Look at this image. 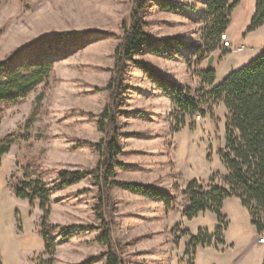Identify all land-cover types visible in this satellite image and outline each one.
<instances>
[{"label": "rangeland", "instance_id": "rangeland-1", "mask_svg": "<svg viewBox=\"0 0 264 264\" xmlns=\"http://www.w3.org/2000/svg\"><path fill=\"white\" fill-rule=\"evenodd\" d=\"M162 1L176 5L172 0ZM241 1L224 36L231 45L244 46L245 51L234 55L221 41L212 54L215 57L212 69L218 71L220 83L232 71L254 60L264 46V27L243 39L254 17L255 0ZM133 12V0L0 2V62L41 37L61 33L86 35L85 41L72 47L68 55L52 57L54 80L35 87L17 105L2 109L0 139L12 133L18 136L2 159L0 169L3 264H46L49 258L38 248L37 236L32 235L39 229L36 223L42 214L39 202L30 206L28 201L16 197L14 188L17 183L34 179H41L53 188L58 184L59 171L90 175L76 185L51 191V225L83 228L69 239L60 234L53 236L56 243L53 264H85L92 258L96 259L89 264H105L99 256L106 247L96 242L101 235L100 217L111 226L115 250L124 264L264 263V245L258 244L256 228L238 199L226 200L221 211L227 224L223 244L213 239L219 226L216 215L200 214L192 221L184 217L189 204L182 192L188 181L196 177L207 185L215 175V183L220 184L226 174L218 152L225 147L227 110L218 104L212 116L187 117L186 127L175 136L171 114L162 115L158 111L163 103L150 92L153 81L136 64H128L124 76L126 88L117 118L122 151L118 162L123 167L116 169L114 180L154 185L174 195L177 204L170 211L121 188H111L105 196L94 173L101 160L94 146L104 139L97 122L110 103L106 88L115 73V52L123 42V27L130 26ZM183 12L181 6L179 10L168 11L157 0L153 1L143 15L147 34L157 41L181 39L200 43L201 21ZM173 46L176 51L167 54L154 55L145 50L133 58L178 85L182 82L191 85V78L200 77L208 59L196 65V59L191 58L190 65L185 66L183 62L191 54ZM42 93V105L35 111L36 99ZM33 114L35 119L27 127ZM15 210L21 215H16ZM15 217L24 223H21L23 232L16 229L17 241L13 242ZM24 225L28 239L24 238ZM201 231L213 239V244L191 248ZM25 240L34 249L33 255L27 257V248L22 246L26 245Z\"/></svg>", "mask_w": 264, "mask_h": 264}, {"label": "trees", "instance_id": "trees-1", "mask_svg": "<svg viewBox=\"0 0 264 264\" xmlns=\"http://www.w3.org/2000/svg\"><path fill=\"white\" fill-rule=\"evenodd\" d=\"M153 1L156 0H133L134 12L130 26L123 27V42L115 52V73L106 88L111 96L110 103L100 114L97 122L98 131L104 139L94 146L101 156L98 168L94 172L97 175L96 178L104 188L105 196L111 188H121L153 201H163L170 211L174 210L177 204V198L174 195L154 185L114 180L116 169L123 167L118 162L122 151L118 144L117 118L126 88L124 76L127 65L136 64L165 94L171 96L173 111L170 118L174 133H179L186 127L187 117L212 116L213 108L218 104H223L228 113L224 127L225 147L218 152L226 174L220 184L215 183V175L207 185L198 180L187 183L182 192L189 204L184 217L192 221L200 214L216 215L219 226L213 239L218 244H223L227 224L221 211L226 200L235 198L249 213L251 223L256 228L259 238L264 237V46L254 60L232 71L218 85L215 84V71L206 68L200 73L202 82L200 89L178 85L147 65L137 62L133 56L145 50L154 55L167 54L168 51H176L173 45H177L179 49L191 54V57L187 59L188 65H190L191 58L196 59V65L203 63L220 45L221 36L228 30L232 14L240 6V1L207 0V10L201 18L202 29L199 44L181 39L157 41L151 38L146 32L147 24L143 20V15ZM157 3L168 11L179 10V6L165 3L162 0H157ZM262 27H264V0H255L254 17L247 33L256 32ZM85 39L86 35L75 33L41 37L13 51L1 61L0 119L5 106L17 105L26 99L35 87L42 83L46 84L50 79L54 80L52 57L68 55L72 47H78V44ZM42 101L43 93L36 99L35 111L41 107ZM34 119L35 114L28 119L27 127L32 125ZM17 140L18 136L15 133L0 139V169L2 159L9 154ZM89 175V172L59 171L58 184L53 188L41 179L15 185L14 191L18 199L28 201L30 206L39 202L42 212L39 235L44 242V253L49 258L46 264H53L55 261L56 243L53 238L55 234L62 235L63 239H69L83 229L80 226L51 225V191L54 188L65 189L76 185ZM99 220L102 221L101 235L96 242L106 247V251L99 256V259L105 260V264H124L115 250L111 226L104 222L102 217ZM17 225L18 231L22 232L19 217H17ZM213 239L201 231L198 238L193 239L190 247L194 245L210 247ZM95 259L92 258L89 263ZM0 264H3L1 249Z\"/></svg>", "mask_w": 264, "mask_h": 264}, {"label": "crops", "instance_id": "crops-1", "mask_svg": "<svg viewBox=\"0 0 264 264\" xmlns=\"http://www.w3.org/2000/svg\"><path fill=\"white\" fill-rule=\"evenodd\" d=\"M173 2H175L176 3V5L177 6H181L182 8H183V14H186V15H188V16H192V17H196L197 19H198V21H201V18H202V16L204 15V13L206 12V10H207V0H172ZM232 1V0H231ZM236 1V0H235ZM238 1H240V5L242 4L241 2V0H238ZM158 5H160L159 3H157ZM175 5V4H174ZM240 7V6H239ZM238 7V8H239ZM250 26V25H249ZM245 28V27H244ZM249 27H247V29H248ZM242 34V32L240 31V35ZM253 33H251V35H252ZM247 36H249V34H246L244 37H243V39H245V38H247ZM242 39V40H243ZM201 40V39H200ZM199 44V43H198ZM238 44H240V43H238ZM241 45V44H240ZM240 45H238V46H240ZM188 57V56H187ZM249 63V62H248ZM247 63V64H248ZM183 64H185V66H186V64H188L187 63V61H184L183 62ZM215 66V62H214V64H213V67ZM236 66H238V65H236ZM240 66V65H239ZM212 67V68H213ZM206 68V67H205ZM238 68V67H237ZM204 70V69H203ZM213 70V69H212ZM200 71H202V70H200ZM213 71H215V73H216V82H215V84L216 85H218V84H220V80H218V71L217 70H213ZM181 74H183V73H181ZM186 77H189L190 78V76H187V74H186ZM192 79V82H190V84L191 85H189L188 84V82H182V83H180V85L181 86H186V87H190V88H196V89H200L201 87H202V82H201V79H200V77H196V76H193V78H191ZM224 80V79H223ZM222 82V81H221ZM150 92L151 91H153V92H151L155 97H156V99L157 100H159L161 103H163V107L162 108H159L160 110H158L162 115H170L171 114V112L173 111V104H172V98H171V96L170 95H168V94H165L157 85H155L154 84V82H150ZM149 89V88H148ZM147 93V92H146ZM224 106V105H223ZM168 111V112H167ZM166 113V114H165ZM181 132V131H180ZM179 132V133H180ZM181 134V133H180ZM175 136H179V135H177V133H175ZM210 175H211V173H210ZM193 180H198V178H193ZM192 181V180H191ZM199 181V180H198ZM188 182H190V181H188ZM151 201H153V200H151ZM154 202H157V203H159V204H162L163 206H165L166 207V204L163 202V201H154ZM0 205H1V202H0ZM39 208H40V206H39ZM16 211V210H15ZM17 211H16V215H17ZM27 213H28V216L29 217H31L29 214H30V212H28L27 211ZM32 213L34 214V210L32 211ZM20 214V213H19ZM15 215V216H16ZM21 215V214H20ZM41 216H42V214H41ZM41 219V218H40ZM40 219L36 222L37 224H39L40 225ZM14 223H16L17 224V217H15V219L13 220V230H12V241L13 242H16L17 241V235H16V229L18 230V228H16V224L14 225ZM22 224L24 223V222H21ZM38 225V226H39ZM23 228V227H22ZM32 231H33V229L31 230V233H32ZM22 232H23V229H22ZM21 233V232H20ZM32 235H35V236H37V238L39 239V240H37V245H39V247L38 248H40V251H43V253H44V242H43V240H42V238L40 237V235H39V229H38V231H37V233L35 232V234H33L32 233ZM27 237H29L28 235H26V229H25V225H24V238L25 239H28ZM31 237V236H30ZM23 238V239H24ZM24 243H26V245H22V246H24L25 248H27V250H26V253H25V256L27 257V256H30V255H33V248H31L30 246H31V244H28V242H27V240H25L24 241ZM4 243L1 241V239H0V249H1V256L3 255V253L5 252V247H4ZM24 256V257H25ZM2 262H3V259H2Z\"/></svg>", "mask_w": 264, "mask_h": 264}, {"label": "built area", "instance_id": "built-area-1", "mask_svg": "<svg viewBox=\"0 0 264 264\" xmlns=\"http://www.w3.org/2000/svg\"><path fill=\"white\" fill-rule=\"evenodd\" d=\"M221 41H224V46H226V48H230L231 49V53L234 54V55L241 54V53H243L245 51V47L244 46L231 45V43L229 42L227 36L223 35ZM198 119H201V118L198 117ZM258 244L259 245H264V237L263 236L258 239Z\"/></svg>", "mask_w": 264, "mask_h": 264}, {"label": "water", "instance_id": "water-1", "mask_svg": "<svg viewBox=\"0 0 264 264\" xmlns=\"http://www.w3.org/2000/svg\"><path fill=\"white\" fill-rule=\"evenodd\" d=\"M214 61H215V57H214V56H211V57L208 59L207 66H206V69H207V70H212V67H213Z\"/></svg>", "mask_w": 264, "mask_h": 264}]
</instances>
